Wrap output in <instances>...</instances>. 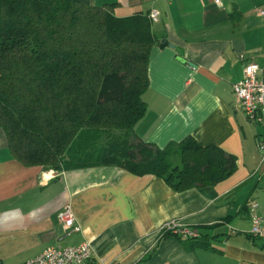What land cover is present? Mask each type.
Masks as SVG:
<instances>
[{"label": "crops", "instance_id": "0c3cea01", "mask_svg": "<svg viewBox=\"0 0 264 264\" xmlns=\"http://www.w3.org/2000/svg\"><path fill=\"white\" fill-rule=\"evenodd\" d=\"M82 1L113 4L120 17L158 12L137 137L160 149L192 137L233 155L236 169L214 185L183 191L109 165L54 172L17 161L0 129V264L83 242L103 264H264V241L248 234L251 201L264 219L257 147L264 126L247 120L231 88L247 62L264 79V0ZM65 207L80 231L68 233L59 222ZM170 221L196 229L200 239L162 237L160 227Z\"/></svg>", "mask_w": 264, "mask_h": 264}, {"label": "trees", "instance_id": "16d2710c", "mask_svg": "<svg viewBox=\"0 0 264 264\" xmlns=\"http://www.w3.org/2000/svg\"><path fill=\"white\" fill-rule=\"evenodd\" d=\"M156 44L148 14L116 16L113 4L0 0V129L12 156L54 172L115 166L175 191L230 176L236 159L216 146L185 137L160 149L135 134Z\"/></svg>", "mask_w": 264, "mask_h": 264}, {"label": "built area", "instance_id": "2783aa9c", "mask_svg": "<svg viewBox=\"0 0 264 264\" xmlns=\"http://www.w3.org/2000/svg\"><path fill=\"white\" fill-rule=\"evenodd\" d=\"M222 0H212L214 5H220ZM264 16V10L259 12ZM151 22L157 21L158 12L151 10L148 13ZM259 66L255 62L243 65L242 77L231 86L232 93L237 100L247 120L264 126V79L258 73ZM257 147L260 153V163L264 164V135L258 138ZM248 214L251 221L248 234L254 239L264 241V219L258 213V205L251 201L248 205ZM59 222L67 228L68 233L80 231L79 225L69 207L58 213ZM169 232L180 240L198 238L200 234L192 227L183 226L176 221H170L160 227V233ZM22 264H103L94 259L90 243L83 242L75 246L52 245L46 247L38 255L24 261Z\"/></svg>", "mask_w": 264, "mask_h": 264}, {"label": "water", "instance_id": "95a60500", "mask_svg": "<svg viewBox=\"0 0 264 264\" xmlns=\"http://www.w3.org/2000/svg\"><path fill=\"white\" fill-rule=\"evenodd\" d=\"M178 60H181L183 62H185L184 60H182L181 58L178 57ZM190 66H194L192 63H189Z\"/></svg>", "mask_w": 264, "mask_h": 264}, {"label": "rangeland", "instance_id": "374dc122", "mask_svg": "<svg viewBox=\"0 0 264 264\" xmlns=\"http://www.w3.org/2000/svg\"><path fill=\"white\" fill-rule=\"evenodd\" d=\"M118 133H119L118 131L115 132V134H118ZM103 141H104V139L101 141V144H103Z\"/></svg>", "mask_w": 264, "mask_h": 264}]
</instances>
